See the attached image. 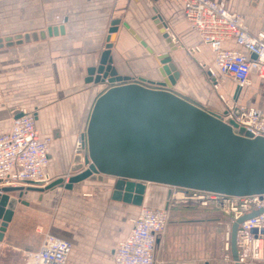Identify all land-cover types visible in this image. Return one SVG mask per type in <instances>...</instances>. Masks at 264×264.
<instances>
[{"label":"crops","instance_id":"obj_1","mask_svg":"<svg viewBox=\"0 0 264 264\" xmlns=\"http://www.w3.org/2000/svg\"><path fill=\"white\" fill-rule=\"evenodd\" d=\"M214 1L242 14L250 32H264V0ZM155 17L174 34L177 47L164 40ZM0 38V134L11 129L16 111L33 112L40 136L52 139L47 171L52 182L62 180L48 189L18 184L1 190L0 264H27L41 244L38 230L71 243L66 264H114V248L140 206L165 208L170 188L146 184L140 206L113 198L117 179L110 176L64 188L62 178L76 172L77 135L104 89L87 82L89 70L107 51L116 75L162 80L156 60L167 54L177 72L171 88L220 115L225 106L209 91L200 66H212L211 51L186 21L180 0H0ZM194 45L200 52L189 56L184 48ZM224 46L244 52L232 41ZM224 79L220 93L229 102L264 113V79L254 71L246 87Z\"/></svg>","mask_w":264,"mask_h":264},{"label":"water","instance_id":"obj_2","mask_svg":"<svg viewBox=\"0 0 264 264\" xmlns=\"http://www.w3.org/2000/svg\"><path fill=\"white\" fill-rule=\"evenodd\" d=\"M158 28L169 42L160 24ZM156 62L162 80H150V84L116 75L107 51L90 68L87 82L105 83V87L92 103L82 134L84 154L78 152L76 172L64 188L110 176L117 179L113 198L138 206L146 184L169 187L167 198L172 187L231 196L264 193V137H252L243 128L235 132L232 120L224 122L218 114L174 91L171 87L177 72L169 56L159 55ZM238 92L236 87L234 95ZM21 115L16 111L14 119ZM61 181L45 188L61 185ZM256 213L244 215L232 225L234 258L236 226Z\"/></svg>","mask_w":264,"mask_h":264},{"label":"built area","instance_id":"obj_3","mask_svg":"<svg viewBox=\"0 0 264 264\" xmlns=\"http://www.w3.org/2000/svg\"><path fill=\"white\" fill-rule=\"evenodd\" d=\"M180 1L186 21L212 53V66H200L214 90L219 86L217 74L221 78L229 77L239 87L250 84L252 71L264 79V32H250L242 14L230 12L214 0ZM155 18L171 45L177 47L174 34L158 17ZM227 41L234 42L245 53L225 47ZM184 50L189 56L200 52L198 45ZM251 54L255 58H251ZM149 81L143 80V83L150 84ZM218 98L225 106V112L218 115L224 122L232 120L236 124V127H232L235 132L243 128L252 137H264V113L253 107L229 103L220 94ZM236 109L238 114H234ZM21 112L19 118L13 119L11 129L0 134V192L3 188L18 184L45 186L53 180L47 171L52 139L40 136L33 112ZM83 133L77 135L76 156L79 151L81 155L84 154L81 149ZM70 175L62 178L64 182L68 181ZM178 202L212 208L226 216L220 264H264V193L231 196L177 187L171 188L165 208L140 206L131 220L128 235L114 248V264H156L157 242L167 226L170 206ZM254 212L257 213L236 226L234 258L231 252L232 225L242 216ZM71 248L68 240L45 232L39 249L28 255L27 264H66Z\"/></svg>","mask_w":264,"mask_h":264},{"label":"rangeland","instance_id":"obj_4","mask_svg":"<svg viewBox=\"0 0 264 264\" xmlns=\"http://www.w3.org/2000/svg\"><path fill=\"white\" fill-rule=\"evenodd\" d=\"M206 79L209 91L229 102V98L220 93L226 80L217 75L219 86L214 90L207 75ZM226 219L215 209L195 204L178 202L170 206L167 226L156 247V264H220ZM37 232L42 240L48 231Z\"/></svg>","mask_w":264,"mask_h":264}]
</instances>
